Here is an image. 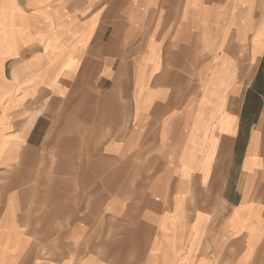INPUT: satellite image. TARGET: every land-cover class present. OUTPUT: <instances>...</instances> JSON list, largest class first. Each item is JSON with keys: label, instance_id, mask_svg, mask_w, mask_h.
I'll return each mask as SVG.
<instances>
[{"label": "crops", "instance_id": "crops-1", "mask_svg": "<svg viewBox=\"0 0 264 264\" xmlns=\"http://www.w3.org/2000/svg\"><path fill=\"white\" fill-rule=\"evenodd\" d=\"M0 264H264V0H0Z\"/></svg>", "mask_w": 264, "mask_h": 264}, {"label": "rangeland", "instance_id": "rangeland-1", "mask_svg": "<svg viewBox=\"0 0 264 264\" xmlns=\"http://www.w3.org/2000/svg\"><path fill=\"white\" fill-rule=\"evenodd\" d=\"M83 83H85V82H83ZM86 100H87L88 103H90L88 98ZM93 108L94 107H92V109ZM89 115H95V111L89 113ZM104 116H105V124H107L108 120H106L107 119L106 111H105V115ZM63 142H64V140L62 138L56 137L54 142L51 144V146L54 147V148L63 147V146H65L63 144ZM94 143H96L95 140H90V139L88 140L89 155H87V161L89 163V166H92L94 168V166L96 164H101V163L110 164L111 163V159L110 158H107L106 156H104V158H101V156L95 155L96 147H95ZM60 152H61V150H60ZM63 157H64L63 155H47L46 157L44 155L43 156L44 160L42 162H50V161H54V158H59L56 161V162H58L59 160H62ZM95 174H96V171L89 169V177L92 176L89 179V186L90 187L94 186V184H95V176H94ZM43 205L46 207L47 204L44 203ZM88 205H89V208H90L92 205H95V204L94 203H89Z\"/></svg>", "mask_w": 264, "mask_h": 264}]
</instances>
